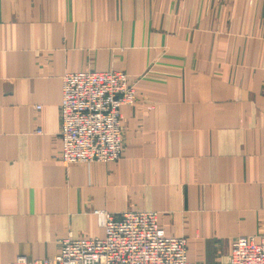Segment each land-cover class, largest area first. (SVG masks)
<instances>
[{
  "label": "crops",
  "instance_id": "obj_1",
  "mask_svg": "<svg viewBox=\"0 0 264 264\" xmlns=\"http://www.w3.org/2000/svg\"><path fill=\"white\" fill-rule=\"evenodd\" d=\"M122 70L116 161L61 157L62 77ZM155 211L191 264L264 238V0H0V264Z\"/></svg>",
  "mask_w": 264,
  "mask_h": 264
},
{
  "label": "built area",
  "instance_id": "obj_2",
  "mask_svg": "<svg viewBox=\"0 0 264 264\" xmlns=\"http://www.w3.org/2000/svg\"><path fill=\"white\" fill-rule=\"evenodd\" d=\"M136 101L135 86L125 71L65 73L61 159L68 164L120 159L125 148L121 107ZM94 212L105 229L104 237H65L53 257H17L9 264H191L187 238L166 235L157 212ZM207 264H264V238L238 237L227 261Z\"/></svg>",
  "mask_w": 264,
  "mask_h": 264
}]
</instances>
